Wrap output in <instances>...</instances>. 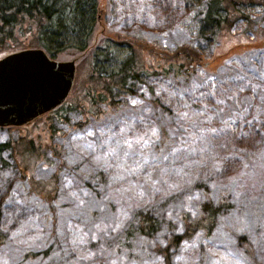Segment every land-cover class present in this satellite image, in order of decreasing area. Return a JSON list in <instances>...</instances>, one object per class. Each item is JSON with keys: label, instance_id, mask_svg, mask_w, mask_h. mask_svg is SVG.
Listing matches in <instances>:
<instances>
[{"label": "rangeland", "instance_id": "obj_1", "mask_svg": "<svg viewBox=\"0 0 264 264\" xmlns=\"http://www.w3.org/2000/svg\"><path fill=\"white\" fill-rule=\"evenodd\" d=\"M205 2L99 0L88 49L55 57L75 60L67 99L88 116L0 126V142L23 136L40 154L33 161L17 143L4 152L19 167H0V264H264V31L251 25L262 8L242 6L229 30L201 34ZM124 34L169 50L191 44L205 63L173 77L147 60L132 94L89 115L92 53L104 47L108 60L96 65L113 71L129 51L111 39ZM206 198L231 207L216 215L211 236L197 231L173 245L183 216L196 217ZM137 212L170 226L118 250ZM165 247L166 256L156 252Z\"/></svg>", "mask_w": 264, "mask_h": 264}, {"label": "trees", "instance_id": "obj_2", "mask_svg": "<svg viewBox=\"0 0 264 264\" xmlns=\"http://www.w3.org/2000/svg\"><path fill=\"white\" fill-rule=\"evenodd\" d=\"M245 5H257L262 8V14L256 20H252L251 25H256L258 33L264 31V0H206L199 18L200 33L205 34L209 30L216 35L222 30H229L235 19L243 16L240 7ZM100 18L99 0H0V57L30 47L42 48L52 58L64 52L72 55L83 53L90 46ZM111 40L118 46L127 47L129 53L120 60L113 71H105L103 66L97 67L96 61L103 58L108 51L105 52L104 47L93 51L90 66L91 90L88 91L90 96L88 93L85 95L90 107L89 115L100 117L110 108L118 107L119 93L132 94L131 84L143 75L145 72L143 62L147 60L155 59L162 62L163 72L173 77L188 76L192 74L195 66L205 63L202 54L185 42L177 43L174 49L169 50L163 47L158 39L137 34L118 35L117 39ZM262 40L261 43L264 44V39ZM105 60L108 59L104 57L102 61ZM151 91L153 94V88ZM153 104L157 106L159 103L155 100ZM163 108L167 110L166 106ZM86 112L82 105L71 104L66 99L60 106L31 122L40 120L42 116H52L56 122L66 123L71 120L70 114L84 117L88 116ZM81 124L83 123L80 122ZM16 143L18 149L24 144L25 154H30L33 161L40 156L33 143L23 136L17 142H0L1 168L14 165L19 167L16 162L11 164L4 157V152L16 146ZM229 207L230 204L222 199L213 202L206 198L197 206L196 217L183 216V233L173 236L170 241L176 245L181 239L189 238L197 231H201L205 236H211L216 215ZM165 225L170 226L148 212H137L115 246L118 250L126 246L130 249V244L136 237H150ZM3 241L4 236L0 232V245ZM49 251V247L45 248L42 254L47 255ZM156 252L166 256L167 247L157 248ZM25 255L33 257L38 253Z\"/></svg>", "mask_w": 264, "mask_h": 264}, {"label": "water", "instance_id": "obj_3", "mask_svg": "<svg viewBox=\"0 0 264 264\" xmlns=\"http://www.w3.org/2000/svg\"><path fill=\"white\" fill-rule=\"evenodd\" d=\"M75 70V60L52 58L39 47L0 57V126H22L60 106Z\"/></svg>", "mask_w": 264, "mask_h": 264}, {"label": "bare ground", "instance_id": "obj_4", "mask_svg": "<svg viewBox=\"0 0 264 264\" xmlns=\"http://www.w3.org/2000/svg\"><path fill=\"white\" fill-rule=\"evenodd\" d=\"M124 153V152H123Z\"/></svg>", "mask_w": 264, "mask_h": 264}, {"label": "built area", "instance_id": "obj_5", "mask_svg": "<svg viewBox=\"0 0 264 264\" xmlns=\"http://www.w3.org/2000/svg\"><path fill=\"white\" fill-rule=\"evenodd\" d=\"M165 45V44H164Z\"/></svg>", "mask_w": 264, "mask_h": 264}]
</instances>
